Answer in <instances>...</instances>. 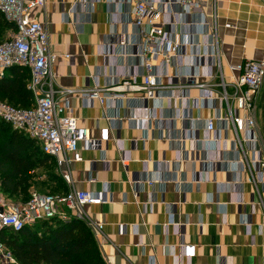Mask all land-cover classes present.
<instances>
[{
    "label": "crops",
    "instance_id": "crops-1",
    "mask_svg": "<svg viewBox=\"0 0 264 264\" xmlns=\"http://www.w3.org/2000/svg\"><path fill=\"white\" fill-rule=\"evenodd\" d=\"M91 1L45 0L31 15L46 27L57 55L55 87L67 91L62 99L100 143L90 149L80 144L82 160L69 170L73 187L106 191V202L83 207L99 225L96 233L83 221L105 263L264 264V181L258 167L233 161L239 149L230 142V128L219 131L226 143L201 140L212 136L205 120L217 112L208 105L190 104V117L182 120L178 103L169 107L148 100L146 105L142 93L133 92L109 98L106 86L141 70L133 55L139 42L132 24L134 0H96L93 8ZM216 13L224 66L264 60V0H216ZM166 17L161 9L156 19ZM93 76L105 96L101 102L85 96ZM162 84H170L168 76ZM55 171L62 188L50 193L66 192L71 186L64 168L55 165ZM170 220L181 223L180 234L166 226Z\"/></svg>",
    "mask_w": 264,
    "mask_h": 264
},
{
    "label": "built area",
    "instance_id": "built-area-1",
    "mask_svg": "<svg viewBox=\"0 0 264 264\" xmlns=\"http://www.w3.org/2000/svg\"><path fill=\"white\" fill-rule=\"evenodd\" d=\"M95 1H91V8ZM44 4L45 0H0V12L15 25V31L0 42V79L11 67L27 68V89L33 99L28 108L0 100V120L34 139L41 151L54 159L57 168H64L62 176L71 187L61 193L32 192L24 202H13L0 187V232L3 229L18 232L26 225L47 219L77 218L100 233L99 225L83 207L106 202V191L100 194L73 187L69 170L72 162L82 160L78 153L80 144L90 149L99 147L100 143L89 137L88 129L79 123L62 99L67 91L54 85L52 65L57 55L50 50L46 27L31 15ZM161 9L167 17L157 21ZM132 13V24L139 37L138 49L133 55L140 59L141 70L138 74H124L106 86L108 97L125 98L127 92H133L142 93L146 105L148 100L166 101L169 107L170 102L178 103L177 113L182 120L190 117V104L208 105L217 112L205 120V130L212 136L201 140L226 143L229 140L222 138L219 131L232 129L230 142L235 150L239 149L233 161L242 167L252 162L264 181V146L256 110L264 81V60L244 59L223 65L216 0H134ZM225 26L234 27L230 23ZM119 42L123 44L124 40ZM164 76L170 79L166 86L162 84ZM92 79L94 86L85 96L101 102L105 96L100 94L94 76ZM195 89L198 93L193 96L191 91ZM152 115L153 119H161ZM247 148H251V157ZM126 160L124 157L121 160L123 165ZM169 225L181 233L179 221L170 220L166 226ZM0 264H20L1 237Z\"/></svg>",
    "mask_w": 264,
    "mask_h": 264
},
{
    "label": "trees",
    "instance_id": "trees-1",
    "mask_svg": "<svg viewBox=\"0 0 264 264\" xmlns=\"http://www.w3.org/2000/svg\"><path fill=\"white\" fill-rule=\"evenodd\" d=\"M9 30L15 31V25L0 12V42L7 39ZM28 80L27 68L11 67L0 79V100L20 108L30 107ZM42 167L53 168L50 177L62 188L54 160L41 151L34 139L0 120V187L4 195H20L19 202L26 201L35 180L32 171ZM0 237L20 264H106L92 232L77 218L42 220L18 232L3 229Z\"/></svg>",
    "mask_w": 264,
    "mask_h": 264
},
{
    "label": "rangeland",
    "instance_id": "rangeland-1",
    "mask_svg": "<svg viewBox=\"0 0 264 264\" xmlns=\"http://www.w3.org/2000/svg\"><path fill=\"white\" fill-rule=\"evenodd\" d=\"M11 33H12L11 30L7 31L5 34V38H8L11 35ZM256 104H257V107H256L257 125H258L259 132L261 134L262 143L264 144V81L260 89V93L258 94ZM52 170L53 168L51 167H47V168L42 167V168L34 169L32 171V173L34 174L35 180L32 179L33 184L31 185V192L47 193V192H52L56 188H58L55 182V178L50 177L51 175L50 172ZM10 199L13 202H19L21 201V196L19 195L16 197H12Z\"/></svg>",
    "mask_w": 264,
    "mask_h": 264
}]
</instances>
